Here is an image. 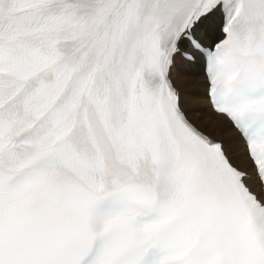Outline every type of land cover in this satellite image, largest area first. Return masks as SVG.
Instances as JSON below:
<instances>
[{"label": "snow or ice", "instance_id": "1", "mask_svg": "<svg viewBox=\"0 0 264 264\" xmlns=\"http://www.w3.org/2000/svg\"><path fill=\"white\" fill-rule=\"evenodd\" d=\"M0 264H264V0H0Z\"/></svg>", "mask_w": 264, "mask_h": 264}]
</instances>
